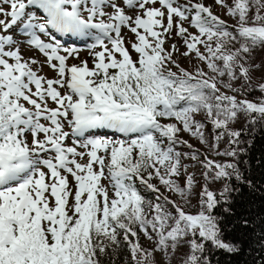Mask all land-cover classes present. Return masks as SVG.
<instances>
[{"label": "snow or ice", "instance_id": "1", "mask_svg": "<svg viewBox=\"0 0 264 264\" xmlns=\"http://www.w3.org/2000/svg\"><path fill=\"white\" fill-rule=\"evenodd\" d=\"M257 49L264 0H0V264H264Z\"/></svg>", "mask_w": 264, "mask_h": 264}, {"label": "rangeland", "instance_id": "2", "mask_svg": "<svg viewBox=\"0 0 264 264\" xmlns=\"http://www.w3.org/2000/svg\"><path fill=\"white\" fill-rule=\"evenodd\" d=\"M205 2L207 3L208 0H205ZM214 11L217 12V14H219V9L218 8H215ZM68 40H71V39H68ZM68 40H67V42H68ZM68 43H70V42H68ZM74 46L84 47V44L83 43L77 44V45L74 44ZM27 55H32V54L31 53H26V56ZM81 56L84 57V58H87V53L86 52H81ZM249 62L251 64H259L261 66L259 69H253L250 72H251L252 76L256 79V81H262L264 79V49L254 50L251 53ZM181 63H182V66H184V67L188 68L189 70H191V65L189 64V62L187 60H182ZM45 74L48 75V76L53 75V73L49 72L47 69L45 70ZM239 83L240 82L237 81V85H239ZM197 118L199 119L200 117H197ZM241 125H242V122L239 123V124H236V126H241ZM182 135L184 136L185 139H188L191 143H193L194 145L199 147L198 141L191 139L188 136V134H186V133H184ZM161 190L163 191V189H161Z\"/></svg>", "mask_w": 264, "mask_h": 264}, {"label": "trees", "instance_id": "3", "mask_svg": "<svg viewBox=\"0 0 264 264\" xmlns=\"http://www.w3.org/2000/svg\"><path fill=\"white\" fill-rule=\"evenodd\" d=\"M250 76L252 77V85L256 86L259 85L260 83H264V79L262 81H256V79L252 76L251 72H250ZM261 93L259 91H254L251 95L248 96L249 99H254V98H260L261 97ZM242 126V125H241ZM241 126H236L233 125V127H241ZM262 145L257 143L256 148H257V152L259 153V150L261 149Z\"/></svg>", "mask_w": 264, "mask_h": 264}, {"label": "bare ground", "instance_id": "4", "mask_svg": "<svg viewBox=\"0 0 264 264\" xmlns=\"http://www.w3.org/2000/svg\"><path fill=\"white\" fill-rule=\"evenodd\" d=\"M70 43H73V40H69ZM81 41L75 40L74 44L80 43Z\"/></svg>", "mask_w": 264, "mask_h": 264}]
</instances>
